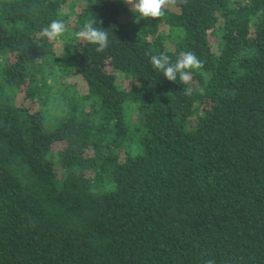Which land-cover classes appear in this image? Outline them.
<instances>
[{"label": "trees", "instance_id": "1", "mask_svg": "<svg viewBox=\"0 0 264 264\" xmlns=\"http://www.w3.org/2000/svg\"><path fill=\"white\" fill-rule=\"evenodd\" d=\"M56 19L68 32L40 39ZM89 19L103 53L75 37ZM181 51L204 62L189 85L150 63ZM209 260L264 264V0L161 20L123 0H0V264Z\"/></svg>", "mask_w": 264, "mask_h": 264}, {"label": "clouds", "instance_id": "2", "mask_svg": "<svg viewBox=\"0 0 264 264\" xmlns=\"http://www.w3.org/2000/svg\"><path fill=\"white\" fill-rule=\"evenodd\" d=\"M129 6L130 11L143 20H161L165 13L180 5L186 4L187 0H123ZM97 19H89L84 22L82 28L75 33V37L95 46L97 53H103L109 46V33L101 27H97ZM100 23V22H98ZM68 26L63 19L52 20L47 26L42 27L39 32L40 39L49 42L58 40L68 32ZM150 63L170 82H179L189 85L192 80V72L203 68L204 62L192 51H181L175 62L165 53L152 54ZM185 95H191V88L184 87ZM207 264H215L209 260Z\"/></svg>", "mask_w": 264, "mask_h": 264}, {"label": "rangeland", "instance_id": "3", "mask_svg": "<svg viewBox=\"0 0 264 264\" xmlns=\"http://www.w3.org/2000/svg\"><path fill=\"white\" fill-rule=\"evenodd\" d=\"M123 82L127 85L129 81H128L127 78H124V79H123ZM21 98H22V97H21V94H19V95H18V99H21ZM51 104H52V103H51ZM51 106H52V105H51ZM125 113H126L127 118L130 117V115H132V110L129 109V106H127V104H126V106H125ZM54 114H55V113L52 112L50 115H51V116H54ZM136 116H137V114L133 112L132 118H135Z\"/></svg>", "mask_w": 264, "mask_h": 264}]
</instances>
